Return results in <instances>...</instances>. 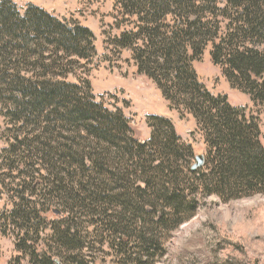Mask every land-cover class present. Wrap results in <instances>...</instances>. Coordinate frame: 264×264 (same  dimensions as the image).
<instances>
[{"label":"trees","instance_id":"1","mask_svg":"<svg viewBox=\"0 0 264 264\" xmlns=\"http://www.w3.org/2000/svg\"><path fill=\"white\" fill-rule=\"evenodd\" d=\"M114 1V24L122 30L107 47L117 55L129 50L138 73L156 84L170 109L194 117L207 145L205 165L192 171V145L169 119L152 115L151 137L140 141L121 109L96 102L90 82L78 77L99 56L91 29L34 4L20 9L0 0V103L14 104L16 126V144L1 154L10 175L0 185L15 201L10 217L23 235L19 251L33 249L28 229H47L39 220L48 209L38 211L23 197L24 184L44 183V200L65 208H51L68 223L56 230L59 248L88 249L90 236H80L74 224V215L85 214L95 228L92 242L107 240L123 264H154L165 255L163 240L207 197L229 202L264 194L257 119L226 94H213L194 67L211 44L212 61L231 85L264 106V0ZM36 256L35 264H61L58 255ZM72 259L90 264L84 255ZM211 264L247 263L243 257Z\"/></svg>","mask_w":264,"mask_h":264},{"label":"rangeland","instance_id":"2","mask_svg":"<svg viewBox=\"0 0 264 264\" xmlns=\"http://www.w3.org/2000/svg\"><path fill=\"white\" fill-rule=\"evenodd\" d=\"M12 1L20 9H25L29 4L37 5L60 19L78 21L93 31L99 56L89 66V73H78V77L90 82L96 102L102 103L110 110L118 108L123 111L130 120L138 140L150 139L152 132L149 126L150 117L161 116L173 123L183 143L192 145L195 155H206L204 135L194 117L190 114L182 117L178 110L170 109L169 102L156 84L138 73L129 50L117 55L107 47V39L120 34L122 30L116 28L114 24L117 14L114 0ZM211 49L210 44L202 59L194 62L200 81L213 94H226L233 106L244 107L247 116L257 119L264 146V106L255 103L247 93L231 85L223 73L222 66L213 63ZM77 80L75 76H69L67 79L68 82ZM13 108L12 102L7 105L0 103V181L8 178L6 174L10 175L3 166L1 154L3 150L16 144ZM194 157L191 161L193 164L196 162ZM18 167L19 170H23L24 165L19 164ZM16 173L11 176L14 177ZM35 175L39 176V173L36 172ZM23 176L22 180L32 183L31 177ZM43 184L35 188L23 185L25 199L35 202L38 211L48 209L43 215L45 219L41 217V213V221L39 220L41 223L39 226L47 229L37 234V228L28 229L33 242L27 244L33 249L26 253L17 248V242L23 235L17 234L15 231L17 229L12 225L14 218L10 217L14 198L12 193L8 194L7 187L0 185V264H35L39 259L36 255L51 258L58 255V263L61 264H73L75 261L72 258L74 256L76 258L77 255L81 257L84 255L83 261L88 260L90 264H123L107 240L98 237L97 243L92 242L95 239L93 238L96 234L95 228L90 225L91 217L85 214H80V217L74 215V218L76 217L74 224L80 236L84 234L90 236L87 239L91 242L88 249L59 248L60 241L55 237L56 230L59 232L64 230L68 223L65 220L60 221L57 214H52L51 208L57 207L61 210L65 208L53 200L51 202L44 200L45 197L41 196L45 194ZM11 188L15 189L14 185L9 186V189ZM35 236L39 238L37 241L34 239ZM102 242L105 246H102ZM163 248L165 255L157 258L154 264H211L225 258H236L240 261L243 257L246 258L247 264H264V194H255L229 202H224L215 195L201 200L197 213L171 231L163 240Z\"/></svg>","mask_w":264,"mask_h":264},{"label":"water","instance_id":"3","mask_svg":"<svg viewBox=\"0 0 264 264\" xmlns=\"http://www.w3.org/2000/svg\"><path fill=\"white\" fill-rule=\"evenodd\" d=\"M196 162L192 166V171H198L205 165V155L203 154H198L196 155ZM55 214H59V211H54Z\"/></svg>","mask_w":264,"mask_h":264}]
</instances>
